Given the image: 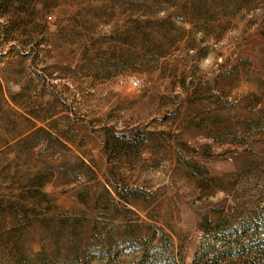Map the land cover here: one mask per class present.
<instances>
[{"label": "rangeland", "instance_id": "374dc122", "mask_svg": "<svg viewBox=\"0 0 264 264\" xmlns=\"http://www.w3.org/2000/svg\"><path fill=\"white\" fill-rule=\"evenodd\" d=\"M0 264H264V0H0Z\"/></svg>", "mask_w": 264, "mask_h": 264}]
</instances>
